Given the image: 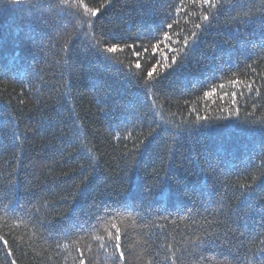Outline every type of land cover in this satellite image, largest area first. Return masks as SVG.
Segmentation results:
<instances>
[{
	"label": "trees",
	"instance_id": "16d2710c",
	"mask_svg": "<svg viewBox=\"0 0 264 264\" xmlns=\"http://www.w3.org/2000/svg\"><path fill=\"white\" fill-rule=\"evenodd\" d=\"M0 264H264V0H0Z\"/></svg>",
	"mask_w": 264,
	"mask_h": 264
},
{
	"label": "snow or ice",
	"instance_id": "6c2138e0",
	"mask_svg": "<svg viewBox=\"0 0 264 264\" xmlns=\"http://www.w3.org/2000/svg\"><path fill=\"white\" fill-rule=\"evenodd\" d=\"M204 2L205 3H208L209 2V0H204ZM205 19H206V17H205ZM169 27H171V25H169ZM167 33H165V36L167 37ZM157 50H159L158 49V46H157ZM108 51H115V47H113V48H110V49H108ZM176 60V58L175 57H173V61H175ZM137 67H139V64H137ZM168 66H166V68H167ZM173 67H175V66H173ZM154 71H155V68L153 69V71H150L149 73H148V75H149V77H152L153 76V73H154ZM117 239H119V237H117Z\"/></svg>",
	"mask_w": 264,
	"mask_h": 264
}]
</instances>
